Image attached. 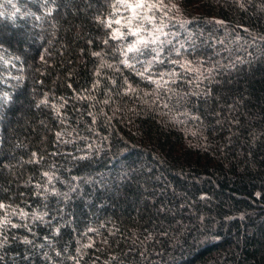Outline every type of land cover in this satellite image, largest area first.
<instances>
[{
	"label": "trees",
	"instance_id": "obj_1",
	"mask_svg": "<svg viewBox=\"0 0 264 264\" xmlns=\"http://www.w3.org/2000/svg\"><path fill=\"white\" fill-rule=\"evenodd\" d=\"M0 11V264H264V0Z\"/></svg>",
	"mask_w": 264,
	"mask_h": 264
},
{
	"label": "clouds",
	"instance_id": "obj_2",
	"mask_svg": "<svg viewBox=\"0 0 264 264\" xmlns=\"http://www.w3.org/2000/svg\"><path fill=\"white\" fill-rule=\"evenodd\" d=\"M17 11H18V9H17ZM3 16H4V13L2 11H0V17H3ZM14 16H15V14L13 13L12 18H14Z\"/></svg>",
	"mask_w": 264,
	"mask_h": 264
}]
</instances>
